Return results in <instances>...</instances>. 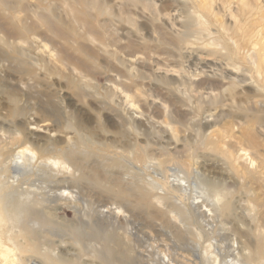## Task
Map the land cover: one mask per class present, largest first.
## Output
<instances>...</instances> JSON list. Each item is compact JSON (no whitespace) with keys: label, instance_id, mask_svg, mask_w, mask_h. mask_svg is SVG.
<instances>
[{"label":"rangeland","instance_id":"1","mask_svg":"<svg viewBox=\"0 0 264 264\" xmlns=\"http://www.w3.org/2000/svg\"><path fill=\"white\" fill-rule=\"evenodd\" d=\"M25 146L0 264H264V0H0V165Z\"/></svg>","mask_w":264,"mask_h":264},{"label":"bare ground","instance_id":"2","mask_svg":"<svg viewBox=\"0 0 264 264\" xmlns=\"http://www.w3.org/2000/svg\"><path fill=\"white\" fill-rule=\"evenodd\" d=\"M19 135L20 134H18L17 136H19ZM35 156H36V153L34 151H32L30 148L26 147V148H24L22 150H19L16 153H14L9 158H7V161L4 162L3 166L0 165V170H3V171L8 172L10 174V175H7V176H9V178H7L5 180L0 179V223L4 222L5 219H9L10 210H12L11 208L14 206L13 204H10L11 202H8V199H10L11 196L14 194V192L9 190L8 188L17 187V184H18L17 182L20 179V177H22V175L25 174V176L26 175L28 176L30 174H33L34 168H33V164L32 163L35 161ZM226 156H227L226 157L227 161L230 163L231 162V158H232V154L230 153L229 155H226ZM0 157H2V156H0ZM39 161H40V159H39ZM234 163H236V162L234 161ZM50 164L52 166H55V167H58V168H61V169H66V168L69 167V165L67 164V162L65 160H59V159L51 160ZM9 179H10V181H9ZM24 179H25V177H24ZM27 179H30V178H27ZM211 183L213 184L212 185V187H213L212 189H213V192L215 194V196H214L215 200L210 202L209 205H210L211 208H208L205 211L201 210V211L198 212L199 214H201V216L209 214L212 211V209L220 211L222 206L225 204L224 200H225V194L226 193H224L220 189V187L218 186V184L216 182H211ZM150 185H152V184H150ZM184 189L188 190L186 187ZM191 201H192L191 207L188 206V208H187L188 211H190V210L193 211V209L195 207H196V210L200 209L201 204H199V203L201 201L199 202V201H196L194 199L191 200ZM204 206H207V205L205 204ZM217 206L219 207L218 209H217ZM15 208H17V207H15ZM2 217H4V218H2ZM259 247H261V246L256 247L251 252L252 256L254 255V257L257 260L258 259L260 260V257H261V254H262V251H261L262 249H260ZM262 257L264 259L263 255H262ZM207 260H209V259H207ZM234 264H237V263L235 262Z\"/></svg>","mask_w":264,"mask_h":264}]
</instances>
